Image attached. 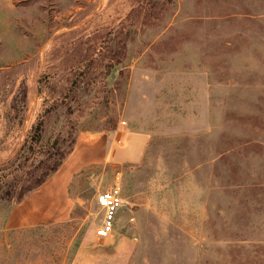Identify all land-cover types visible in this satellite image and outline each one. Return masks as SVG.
Returning a JSON list of instances; mask_svg holds the SVG:
<instances>
[{
	"label": "rangeland",
	"instance_id": "374dc122",
	"mask_svg": "<svg viewBox=\"0 0 264 264\" xmlns=\"http://www.w3.org/2000/svg\"><path fill=\"white\" fill-rule=\"evenodd\" d=\"M0 264H264V0H0Z\"/></svg>",
	"mask_w": 264,
	"mask_h": 264
},
{
	"label": "crops",
	"instance_id": "0c3cea01",
	"mask_svg": "<svg viewBox=\"0 0 264 264\" xmlns=\"http://www.w3.org/2000/svg\"><path fill=\"white\" fill-rule=\"evenodd\" d=\"M125 139L128 145L124 149H120V153L116 150L113 154L114 159L119 162L138 161L141 158L142 151L149 142V137L143 132L129 131L125 133ZM91 158L93 159V156ZM91 158L84 161L81 166L89 164L92 161ZM46 182L41 187L31 191L24 200L13 209L8 223L9 226L19 227L52 220H61L69 215L68 213L70 212L72 201L67 193V188L64 195L61 197L60 194L57 195V191H54V194H51L52 190L45 188L47 184ZM47 192H50V196L46 195ZM38 194H40V196L45 194L47 197L45 202L46 205H44L43 210L41 208L42 211L40 210V212L36 210V205H34L36 199L39 198L37 197ZM58 199L60 201H58ZM61 199H65V204L62 205ZM52 200H54L55 205L48 206L49 202Z\"/></svg>",
	"mask_w": 264,
	"mask_h": 264
},
{
	"label": "built area",
	"instance_id": "2783aa9c",
	"mask_svg": "<svg viewBox=\"0 0 264 264\" xmlns=\"http://www.w3.org/2000/svg\"><path fill=\"white\" fill-rule=\"evenodd\" d=\"M96 201L100 208L104 210L101 225L96 229L99 237H109L115 228L116 218L123 204L122 189L119 182L96 195Z\"/></svg>",
	"mask_w": 264,
	"mask_h": 264
},
{
	"label": "trees",
	"instance_id": "16d2710c",
	"mask_svg": "<svg viewBox=\"0 0 264 264\" xmlns=\"http://www.w3.org/2000/svg\"><path fill=\"white\" fill-rule=\"evenodd\" d=\"M62 164V162H59L57 163L56 165H54V167H48V168H44L42 169L41 173H40V176H38L36 178L35 181H33L31 184H30V187L27 188V190H32L36 187H39L41 186L45 181L46 179L49 177V175L53 172H55L57 170V168Z\"/></svg>",
	"mask_w": 264,
	"mask_h": 264
}]
</instances>
